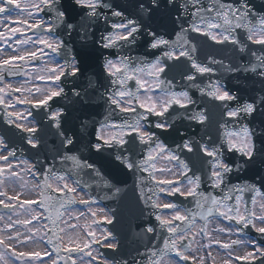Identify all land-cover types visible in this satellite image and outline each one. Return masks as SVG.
<instances>
[{"label": "snow or ice", "instance_id": "snow-or-ice-1", "mask_svg": "<svg viewBox=\"0 0 264 264\" xmlns=\"http://www.w3.org/2000/svg\"><path fill=\"white\" fill-rule=\"evenodd\" d=\"M16 3V0H0V14L4 15L10 11V6ZM198 3V0H193V5ZM41 5L51 8L57 11L56 19L60 23H64V15L61 11L55 8V0H39V3H34V7L37 11H41ZM81 6L88 10L93 7H106V5H97L91 3V0H81ZM16 7H21L20 4L16 3ZM211 7V6H210ZM224 5H219L221 9L220 12L216 13L215 19L212 16L205 15L203 10L193 11L192 15L197 17L198 22H193L189 29H184V31H190L196 33L199 36H202L206 39H210L215 43V45H223L226 43L239 45V39L233 38L230 34L234 29L244 28L247 29L246 25H242L240 19L237 18V22L233 23L231 20V13L224 12ZM246 7V6H245ZM182 13L187 11V8L184 5L180 6ZM27 11V9H26ZM89 15H95L94 12H89ZM114 16L122 17L124 13L121 11H114ZM260 19V27L264 30V14H258ZM178 18V17H177ZM222 20L223 23L218 21ZM18 25H26L27 28H32L34 30H39L41 27H44L43 22L37 21L36 23H29L25 20H16ZM131 25L130 31L127 34H120L119 31L112 33L109 36H106L105 39L108 41L103 44L104 48H111L121 41H129L133 38L134 34L138 33L140 29L136 26V19H128L125 24H113L111 28L117 30L127 29ZM219 29L224 34L217 35L216 30ZM47 32H52V27H47L45 29ZM83 31V28L81 29ZM21 33L24 37L23 39L15 40V44H19L24 47L23 51H18L17 55H10L7 58L0 59V105H3L5 109L13 107V104L5 99L6 93H15V92H28L30 95L33 91L41 93L42 89L37 87L36 89H30L26 87V82L20 83L18 85H13V83H5V74L8 77H16L19 75H30L25 71L27 64L30 61L38 60L41 62V67L35 70L36 78L45 82L47 85L49 82H52V85L60 83L65 75L69 74L76 76L78 74L77 69L71 64L57 67L49 60H44L43 49H51L53 53L60 51L63 45L60 42H53L47 37H40L38 40L33 36H28L22 27H13L6 34H0V40H3L7 47H13L14 44H9L8 40L12 34ZM249 42L256 43L264 47V35L258 39H253L251 35L248 36ZM29 43H37L42 45L43 48L39 51L31 50L27 46ZM150 47L153 50H160L159 55H155L151 62L143 63L141 66L135 68L134 72L128 71V66L124 64L114 63L112 60H108L105 67L108 72L112 75H116L118 72H126L127 75L121 79L119 82L124 86L123 90L117 93L119 99H111V103L120 107L121 100H128L130 104L133 102L138 103L139 108L144 110V113L151 114L152 116L161 117L167 119L169 114L173 110H191L195 101L190 95L188 88L177 89L175 84L168 77L169 72V61H175L187 68V71L183 73V79L186 81H196L197 74H212L215 73L214 69L209 65L216 63H222L219 60H212L209 58L207 64L202 63L197 58V49L196 45L190 40L182 38L180 33L175 35V39L170 41L164 36L160 35L158 32H153L151 34V40L149 41ZM180 49L177 52V49ZM3 50L0 49V52ZM239 51L244 52L245 47L240 46ZM257 60L264 61V56L257 57ZM24 62V63H19ZM255 65L251 66V71H257ZM261 72H264V69H259ZM135 79L138 84V89L136 92H131L128 90L127 84L129 80ZM191 87L198 89L202 97L211 98L213 107L218 110V116L214 120L210 114L208 106H201L195 111H191L188 118L198 125H207L209 128L214 127L216 132V139L213 140V137L209 135L208 139L213 140V146L210 150L207 144H202L200 146V151L204 156L210 158H218L221 160V163L214 165L215 168H222L223 171H213L211 173L212 181L210 183L211 187L216 189H221V192L224 193L222 199L217 198L212 195H204L202 192H198V189L201 186V178L196 176L188 180L190 186L187 195L191 197H198L197 199V208L199 209L198 213H191V219H189V214H181L176 212L174 216L175 221H180L187 224V228L183 231L187 232L189 228H192L196 224V216L199 215L202 219L205 220V225L207 224V218L213 216L215 213H219L220 216L224 217L228 221H236L241 224L244 228H252L260 234L264 235V227H257V220H264V216H258L255 211L256 204L258 202L257 198L260 201L264 202V188L260 186L257 187L255 183L247 182L243 185H228L224 184L225 175L232 172V167L224 164L222 162V157L220 156L221 152L227 151L231 153H240L249 159L255 157V137L250 135V129H244V135L248 138V144L241 145L233 137H237L240 133L229 130V126L225 121H234L238 120L241 115L253 116L258 112L257 104L259 100H248L238 103L235 107H232L236 101L237 97L234 96L229 90L225 87H222L219 81L211 83L207 86H201V84H192ZM143 89L145 93H150L156 89L161 93V99L157 100L152 95L141 96L139 90ZM62 95L61 90H57L55 87H48L47 91L44 92L39 98H35L32 101L28 99H17L16 103H33L36 108H42L49 105V101L54 97H60ZM264 100V98H260ZM219 101L220 103H216ZM121 111L127 113H135L134 123H126L124 125L120 124H107L105 127L120 129V131L110 132L107 137H105L104 127H100L97 132V140L103 141V143H97L93 145L96 151H101L103 145L111 146L113 144H118L120 147H125L128 145L129 141L127 137H138L139 142L146 146H149L147 150L146 159L138 161V166L141 167L149 176L152 175V172L149 171V167L156 171L157 164L156 161L158 158L167 159L169 161H177L180 163L181 167L185 169L184 175L187 176L191 171L187 162L181 161L178 155L170 153L169 149L166 147L165 143L157 141L155 147H150L154 136L143 132L140 130L139 125L142 120H147L150 118L149 115L143 113L137 114L134 107L123 108L120 107ZM181 115L184 112L180 113ZM7 116V123L14 125L17 129L29 133L26 137L27 143L33 148H36L39 144L37 137V128L36 127H25L22 124L16 123L17 119L22 117L20 112H5ZM31 115V112H29ZM64 116L62 111H56L55 114H50V121L53 123L55 129H61V120ZM15 117L16 119H13ZM227 118V119H225ZM126 127H133L135 130L132 132H125L123 129ZM155 127L158 129L168 130L171 127V124H161L156 123ZM60 135L64 138V145L70 147L74 143L73 138L65 136L63 132H60ZM217 141H222L219 145ZM6 140L0 138V161L7 162V168L0 167V176H2L5 171H9L11 175L16 176L18 173L11 171L12 164L11 158L16 157V152L14 149L9 148L7 154H3V149L6 147ZM184 150L186 152H193L195 149L192 147L190 141L184 142ZM65 159L71 161L74 165V168L83 167L81 160L77 155H68L66 154ZM116 159L120 161L129 171L133 170V163L130 159H124L120 154L116 155ZM27 165V161H22ZM90 168L91 165H88ZM95 176L98 178L96 183L98 186L103 188L112 189V194L109 196L105 194L106 199L117 198L121 194V188L113 185L112 181L105 177L101 172L95 171ZM4 181L0 179V185H3ZM158 183L165 186H172L180 184V181H169L162 180ZM55 184V188L53 185ZM62 186V187H61ZM51 191L57 193L63 192L64 194L60 197L51 195ZM77 189L75 187H70L67 182V177L65 175L57 174L53 169H48V174L43 177V183L41 186L40 197L41 199H25L20 200V196L8 197L7 192L0 191V196L5 197V200H0V205L8 210V223L4 225V228L0 229V247H5L9 251H12L16 258L21 260L22 264H27L28 261L38 262V264H60V261H63L64 264H78L79 261L84 260L85 257L88 259V264H91L92 259L98 260V255H94L95 249L94 245L96 243H102L104 247L109 249H117V243H109L108 241H115V235L107 228L103 229L104 232V242H101L97 239L95 231L89 230L88 236L91 237L90 241L79 242L73 241L72 237L69 235L68 242L65 244L60 233L64 231L63 228L58 227L59 220L63 217L64 213L68 211L71 205L80 203V204H95V200H85L83 198L77 200L75 196H68L66 193H75ZM151 191V189H150ZM161 191H165L161 189ZM233 192L237 193L235 195V204L230 205L228 201L233 199ZM243 193H250L252 208L249 210L246 202L244 201L242 195ZM165 194H183L182 189L179 187H173L171 193L166 192ZM142 195V193H141ZM8 201V202H6ZM11 201H16L18 203H12ZM31 205H37V207L42 208L44 212L47 213L45 219L48 221V224H34L33 221L40 220V213L36 209L31 208ZM153 207H160L157 204L156 200L152 201ZM261 208L264 209V203H261ZM20 207L25 208L26 216L21 218L18 209ZM166 209H177L178 205L175 203L167 204L163 206ZM247 213V215H246ZM12 214H16V219L12 220ZM93 216H96V212H92ZM155 219L162 225L166 226L168 230L175 234H178L181 229L172 227L169 220L162 218L157 215ZM4 220V215L0 214V221ZM107 224H113V219L110 217L105 218ZM75 228V226H70ZM87 227V226H86ZM43 228H47V232H42ZM20 230H23L21 232ZM206 231V228L204 229ZM148 232H152L153 228L148 227ZM12 233V236L7 237V239H12L18 237L22 234L26 235V240L24 242H29L33 237L39 240H45L47 245L50 246V249H38L32 248L30 251H21L16 252L15 249L11 248L6 243L4 233ZM183 238V237H182ZM179 241L173 240L170 244L165 245V247H171L176 249ZM188 247H191L189 244ZM224 247H229V245H224ZM262 252L261 259H264V249H258ZM67 253V255H64ZM73 253L76 254V258H73ZM177 255H180L184 259H187L183 253L177 251ZM42 257H50L51 259H42ZM253 258V254L249 253L245 259ZM5 261V256L0 254V262ZM102 264H107L106 261Z\"/></svg>", "mask_w": 264, "mask_h": 264}, {"label": "water", "instance_id": "water-1", "mask_svg": "<svg viewBox=\"0 0 264 264\" xmlns=\"http://www.w3.org/2000/svg\"><path fill=\"white\" fill-rule=\"evenodd\" d=\"M16 1L18 4L21 5V7L19 8L18 14L19 13H23V14L25 13L24 15L30 14L31 18H33V17L35 18V16H37V10L33 6L34 5L33 3H35V0H16ZM36 3H39V0H36ZM41 7H42V5H41ZM26 9H27V11H26ZM23 14H20L17 16L15 15V16H12L10 18L5 17L4 19H1L0 20V34H3L4 32L7 34L11 28L19 26L16 23V21L13 22L15 20V18L20 19V20L24 19L25 21H28L29 18H24ZM6 15L9 16V14H6ZM6 15H4V16H6ZM26 17H28V16H26ZM40 22H41V20H40ZM31 23H33V21ZM20 27L25 29L24 25H21ZM47 27L48 26H46V28ZM106 30H107L106 28L99 29V27H96L94 30V33H92L91 37L96 36V31L102 33L103 31H106ZM19 39H22L21 33H15V34H12L10 36L8 43L14 44V48L13 47H7L5 42L3 40H0V49L3 50L2 52H0V59L7 58L10 55L19 54L18 52L14 51V49L18 50V51L24 50L25 46L15 44V40H19ZM55 42H57V40H55ZM38 46H39V44H37V43H32V44L29 43V45L27 47L30 48L31 50L39 51V48L37 49ZM98 58H100V57H98ZM96 59H97V57H96ZM116 64H118V63H116ZM73 66H74V64H73ZM39 67H41V64L37 67L29 69L28 73L30 75H24L23 79L17 80V81H12L11 83H13V85L15 86V85H18L20 83L26 82V87H28L30 89H36L37 87H39L42 89V92L37 93V92L33 91L31 93V95L28 92H25L24 94L23 93L19 94L17 99H28L29 101H32L35 98H39L44 92H46L48 87H53V85L51 84L52 82H49L47 85H45L44 81H41L38 78H36L35 70L38 69ZM96 68H97L96 73H98V74H96V76L98 75L97 83L93 84V81L89 78V76H87V78L89 80L87 78L84 79L85 81L88 80L86 82V84H89V85L92 84L93 86H96L100 82V80L102 79V76H103V72H102L103 69L102 68L103 67H102V62H101V60L99 61V59H98ZM89 73L91 75V71H89ZM119 73L120 72H118L117 74H119ZM90 82H92V83H90ZM56 89L59 90V88H56ZM83 89H85L84 86H83ZM84 91H87V90H84ZM84 94H85V92H84ZM87 94H89V93H87ZM147 95H149V94H147ZM141 96H146V95H141ZM152 96H154L157 100L161 99V97H159V96H155V95H152ZM80 98L81 97H79L77 99V104L75 105L74 110H73L74 116L72 117V120H74L73 124L75 126H73V128H70V129L68 128V129L64 130V134L66 136L71 135L72 137H74L76 143H75V145L67 148L66 150L68 152L76 151V150H74V146L76 147L78 142L82 141L83 139H86V141H87L86 149L89 150V151H87V150L85 151L86 158L87 159H94L95 156L99 154V153H94V151L92 150L93 143L95 142L94 128H95V124L97 123V122H95L94 116L96 115L97 119H98L99 114H97L95 111L96 110L100 111V107H99L100 105H99V103L89 104V103H91L89 101L90 97H87V100H83ZM8 101L13 104V110L15 112L22 113V118H23L24 122L27 123L26 113L22 109V107L20 106V105H22V103L21 104L16 103L13 101V99L8 100ZM78 105L81 106L80 110H79ZM120 107L128 108V107H132V105L127 100V101H124L123 103H120ZM81 111H83V112H81ZM70 113H71V111H70ZM67 117L68 116L64 117L63 126L67 125V123H66ZM69 119H71V118H69ZM86 121H88V122L90 121L89 124ZM157 121H161V120H157ZM169 122L171 124H173V127L171 128V130L168 132L167 131L166 132L157 131L158 136L161 137L166 143H168V145L171 148L176 147L181 155H186L185 151L181 147V145L184 142L185 137H187V139H191L192 141H195V139L193 138L194 134L195 135H201V133H202L204 135L209 136L210 131L213 129V127L212 128H205L202 125L198 126L196 124L188 125V122L186 120H183L180 122L178 120H175L174 123L171 121H169ZM32 127H35V125H33ZM64 128H66V126H64ZM139 128L141 131L147 133V131L144 129L143 125H141ZM110 132H112V131L105 130L103 134L105 135V137H107ZM197 152H198L197 148H195L194 153L197 154ZM3 154H6V153H3ZM186 158H188V156H186ZM164 160L165 159H161L158 162L157 168L160 170V172L157 174V180H159V181H162V180L173 181V180H176V178H179L180 173L177 171V169L173 166L166 164V163L162 164V161H164ZM31 168H33V164H31ZM161 168H162V171H161ZM12 169H14L13 165H12ZM31 170H33V169H30L28 167V172L30 174V177H31ZM32 173H33V177L35 180L34 182L37 184V187H38V198H39L40 188H39L38 182L35 179V176L37 174H36L35 170H33ZM178 173H179V175H178ZM160 176L162 178H168V179H162L161 180ZM242 178H247V176H242ZM238 179H240V178H238ZM205 181H207V180H205ZM67 182L69 183L70 186L74 184L73 181H71V180H67ZM73 186H75V184ZM75 187H76V189H78L77 186H75ZM53 188H55V184L53 185ZM189 188H190L189 186H183L181 188L183 195H187ZM207 188L208 187L204 188L205 193H203V194L213 196L215 194V189L213 188L211 190H208ZM76 195L79 199L83 198L85 200H89V195H87L86 192L79 191V189L76 191ZM159 204L160 205H165V204L167 205L168 203H165V200H163V198H160V200L158 201V205ZM260 205H261V203H259L256 207L257 211H258L257 212L258 216L264 215V209H262ZM106 211H107V209H106ZM175 214H176V212L173 214L163 215L162 218L167 219L171 222V220L174 218ZM106 217L111 218L110 214L107 213L104 216H102L101 218H99L98 220H105ZM125 221H127L126 228L129 226H132L131 231H133L135 233H140V235H142V233L144 232L146 222L139 223V220L133 219L131 217V215H128V213H125V215H124V223H126ZM213 221H215V220H213ZM149 224H152V222L150 221ZM222 224H224V223H222ZM226 225L228 226V224H226ZM227 226H222L221 223H219V222L212 224V226L210 227V237L208 239L204 240L200 235H198L196 237V240H195V243L193 246V250L191 252V256L194 258V261L196 260L199 264H237V263H235V258H237V257L238 258H240V257L245 258L248 256L249 253L253 254V257H254V247L255 246H252V245H254V243L251 244V242L249 240H243L244 242H242L240 239L237 238L235 231L232 228H229ZM120 227L122 229L125 228V224L120 225ZM257 227H264V225L263 226L259 225ZM195 233H196V229H193L192 232H190L184 236L178 237L177 241H179V243L177 244V246L180 244V242L184 238L194 237ZM127 234H128V232L122 231V230H120L118 232L119 240H120V243H121L123 249H125V247H126L125 243L127 242V240H132L131 238H129V236ZM235 242H239V245L236 249H233V248H231V245ZM224 245H229V247H224ZM149 246H150V242L147 241V242H143L142 244L137 246V248L146 252V248ZM183 246L185 248H188L187 243L183 244ZM129 249H130V247L126 250H129ZM259 252H261V251H259ZM191 256H190V258H191ZM256 257L257 256H255L254 258H256ZM141 258H144V257L141 256ZM196 261H195V263L197 264ZM129 264H137L136 259L129 260Z\"/></svg>", "mask_w": 264, "mask_h": 264}, {"label": "rangeland", "instance_id": "rangeland-1", "mask_svg": "<svg viewBox=\"0 0 264 264\" xmlns=\"http://www.w3.org/2000/svg\"><path fill=\"white\" fill-rule=\"evenodd\" d=\"M14 169H11V171L18 173V175L13 176L11 175V173L8 171L7 176L5 178V181L3 183V185H0V191H5L7 193L11 192L10 195L13 196H17V195H21L24 196L25 199H34L35 195L30 196L31 192H29L32 187H33V180L30 177V174L28 172V165H24L21 163H16L15 165H13ZM32 191H35V185H34V189ZM1 199V196H0ZM97 211L99 210H95L96 213H98ZM100 212V211H99ZM21 218H23L24 216L27 215V213L25 212V209L21 210L19 212ZM92 212L87 213L85 216L84 215H76L74 216L72 213L68 215L67 217V221L65 223V237H66V244L68 242V238L69 235L72 237L73 241H79V242H87L88 240L86 239V235L88 234L89 230L95 231V233L101 234L102 232L97 228L94 227V222L92 219ZM16 214L12 215V220H15ZM81 218H86L84 221H82ZM8 223V217H5L0 229L4 228V225ZM34 224H40L39 221L34 220L33 221ZM70 226H75V228H72ZM87 226V227H86ZM21 232H23V230H20ZM43 232V230H42ZM4 237L6 239V241H10L12 244H17L15 242L16 238H26V235L22 234L18 237H14L12 239H7V237L12 236V233H8L5 232ZM35 239V237H33V239L30 241L31 243L28 244L25 248L30 251L32 248L30 247H35L38 246L39 244L41 245V240L40 243L39 242H33ZM37 239V238H36ZM24 248V247H23ZM37 248V247H35ZM5 248L1 247L0 248V254H3L5 256V261L0 262V264H4V262H8L11 264H16L14 262H12V257L9 253H7L5 250ZM171 260L166 261L164 264H170ZM94 264V263H91ZM179 264V263H177Z\"/></svg>", "mask_w": 264, "mask_h": 264}, {"label": "clouds", "instance_id": "clouds-1", "mask_svg": "<svg viewBox=\"0 0 264 264\" xmlns=\"http://www.w3.org/2000/svg\"><path fill=\"white\" fill-rule=\"evenodd\" d=\"M63 2H64V0H55L54 6L59 5L62 9L63 8ZM70 2L78 8L82 7L81 6V0H70ZM172 6H173V0H167V5H165L163 3V0H152V2L149 4V6L147 8L148 15L146 17H143V18L138 17L136 19L137 27L140 29L141 35H146L148 37V40L150 41L151 40V34L153 32H158V31H153L154 24H153L152 19H151L153 11H155L157 9L163 10L166 7H172ZM144 7H145V5L143 2L138 4V8H144ZM61 12L64 15V21H65L66 29H67L69 35H72L74 30L76 29V24L79 21H75V22L70 21L68 19L67 13L64 11H61ZM81 43L87 44L89 42L88 41H82ZM148 49L152 50V48L150 47V44H148ZM74 67L77 69V72H78V74L76 75L77 78H80L82 75H85V76L87 75V73L81 72L80 61L78 59L76 60ZM89 71H94V70L90 69ZM60 90L63 92V89H60ZM255 145L258 146V147H255V155H256L257 152H260L261 148L264 147V138L259 139V140H255ZM236 158L240 159L238 154H237ZM251 161H252V159H249L248 157H245V156L241 160V162L245 165V167H247L248 163Z\"/></svg>", "mask_w": 264, "mask_h": 264}, {"label": "bare ground", "instance_id": "bare-ground-1", "mask_svg": "<svg viewBox=\"0 0 264 264\" xmlns=\"http://www.w3.org/2000/svg\"><path fill=\"white\" fill-rule=\"evenodd\" d=\"M0 167H4V163H1L0 164ZM33 183H34L33 184V187H32V189L29 192H31L32 195H35L36 196V199L38 200L39 199L38 198V187H37V184L34 181H33ZM34 185H35V191H32L34 189ZM99 207L101 208V211H100L99 214H97L95 216V218H96L95 220H98L99 218H101L102 216H104L106 213H108V211H106L105 207H103V206H99ZM100 208H96V210H99ZM74 211H77V212H75V215L76 214H84L83 211H80V210H74ZM81 219H82V221H84L86 218H81ZM98 256H100V255H98ZM101 260H103V259H101ZM169 260H171V263L170 264H177V262L175 260H173V259H169Z\"/></svg>", "mask_w": 264, "mask_h": 264}]
</instances>
